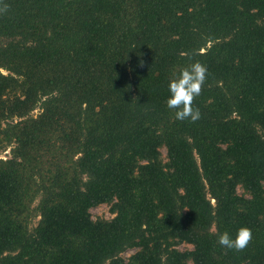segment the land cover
Returning <instances> with one entry per match:
<instances>
[{"label": "trees", "instance_id": "1", "mask_svg": "<svg viewBox=\"0 0 264 264\" xmlns=\"http://www.w3.org/2000/svg\"><path fill=\"white\" fill-rule=\"evenodd\" d=\"M0 69V264H264V0H0Z\"/></svg>", "mask_w": 264, "mask_h": 264}, {"label": "clouds", "instance_id": "2", "mask_svg": "<svg viewBox=\"0 0 264 264\" xmlns=\"http://www.w3.org/2000/svg\"><path fill=\"white\" fill-rule=\"evenodd\" d=\"M207 72V66L196 60L181 68L168 81L169 95L166 97V105L174 110L176 120L194 122L200 119V110L193 105V100L200 95ZM216 239L224 248L242 250L252 239V230L247 226H240L235 233L227 230L218 233Z\"/></svg>", "mask_w": 264, "mask_h": 264}, {"label": "rangeland", "instance_id": "3", "mask_svg": "<svg viewBox=\"0 0 264 264\" xmlns=\"http://www.w3.org/2000/svg\"><path fill=\"white\" fill-rule=\"evenodd\" d=\"M0 70L4 73L6 72L3 69H0ZM37 112H38V108L35 109L32 113L36 114ZM160 152H161L162 159L166 160V157H165L166 149L164 146L160 147ZM9 156H10L9 147H6L4 150H0V157L5 158V157H9ZM238 191L241 192V188H238ZM33 204H35V202ZM89 210H90L92 219H97V218L109 219L113 216V214L110 211V205L107 203H100L96 206L91 207ZM36 219L37 218L33 219V223L36 222ZM178 248L183 250L186 248H191V245L188 243H180L178 245ZM133 251H134L133 249H128L122 255L124 257H127Z\"/></svg>", "mask_w": 264, "mask_h": 264}]
</instances>
